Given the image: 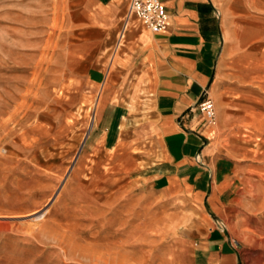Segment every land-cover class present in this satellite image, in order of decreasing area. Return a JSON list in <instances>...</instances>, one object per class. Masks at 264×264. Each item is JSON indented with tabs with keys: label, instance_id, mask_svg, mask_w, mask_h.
<instances>
[{
	"label": "rangeland",
	"instance_id": "1",
	"mask_svg": "<svg viewBox=\"0 0 264 264\" xmlns=\"http://www.w3.org/2000/svg\"><path fill=\"white\" fill-rule=\"evenodd\" d=\"M72 5L0 0V264H203L195 208L120 174L102 140L84 151L105 70L76 55L87 48ZM257 37L209 90L212 141L239 169L231 201L213 204L222 221L206 218L235 239L237 264H264L262 29Z\"/></svg>",
	"mask_w": 264,
	"mask_h": 264
},
{
	"label": "crops",
	"instance_id": "2",
	"mask_svg": "<svg viewBox=\"0 0 264 264\" xmlns=\"http://www.w3.org/2000/svg\"><path fill=\"white\" fill-rule=\"evenodd\" d=\"M161 1L165 28L151 32L132 18L113 52L128 0H72L78 44L87 48L76 55L94 62L88 70H105L83 149L102 140L120 174L195 208L199 219L189 226L203 264H237L235 239L206 216L224 218L213 204L231 201L239 164L213 143L196 103L204 88L216 92L217 70L262 39L264 0Z\"/></svg>",
	"mask_w": 264,
	"mask_h": 264
},
{
	"label": "built area",
	"instance_id": "3",
	"mask_svg": "<svg viewBox=\"0 0 264 264\" xmlns=\"http://www.w3.org/2000/svg\"><path fill=\"white\" fill-rule=\"evenodd\" d=\"M132 18H135L151 32H160L167 25L168 13L161 0H128L124 24L117 34L113 52L120 46L126 26ZM106 72L108 73V70ZM196 109L202 114L207 124L213 121L215 106L207 88L203 89L198 98ZM196 157L200 161L199 155Z\"/></svg>",
	"mask_w": 264,
	"mask_h": 264
},
{
	"label": "bare ground",
	"instance_id": "4",
	"mask_svg": "<svg viewBox=\"0 0 264 264\" xmlns=\"http://www.w3.org/2000/svg\"><path fill=\"white\" fill-rule=\"evenodd\" d=\"M96 101V100H95ZM93 123H94V117H92L91 118V124L90 125H88V126H90V127H92L93 126ZM88 133V132H87ZM85 139H83V141H84ZM70 171H71V168H70ZM69 172V171H68ZM222 224V223H221Z\"/></svg>",
	"mask_w": 264,
	"mask_h": 264
}]
</instances>
